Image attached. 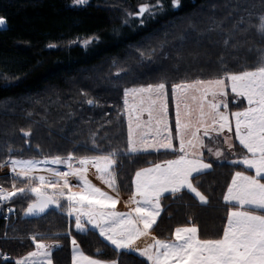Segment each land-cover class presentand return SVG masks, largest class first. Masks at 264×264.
<instances>
[{"label":"trees","instance_id":"trees-1","mask_svg":"<svg viewBox=\"0 0 264 264\" xmlns=\"http://www.w3.org/2000/svg\"><path fill=\"white\" fill-rule=\"evenodd\" d=\"M156 2L89 0L79 6L73 0H0V18L6 21V28L0 29V163L8 159L9 146L13 158L97 155L90 150L93 133H98L102 150L125 149V89L165 80L170 90L181 81L257 66L264 37L253 25L264 14V0H181L178 9L171 0H162L164 10L139 25L133 18L138 7ZM89 40L98 45L84 47ZM140 52L151 59L141 61ZM87 99L95 103L89 105ZM22 128L33 133L30 146ZM85 143L89 150L81 148ZM169 157L148 152L122 158L117 170L120 195L129 197L135 171ZM213 168L199 181L210 204L201 206L187 191L182 199H162L164 211L151 230L155 237L170 238L176 227L190 220L199 227L201 238L222 236L231 209L223 197L238 165ZM11 182V176L0 178L6 188ZM17 186L23 185L18 181ZM29 200L14 197L7 203L17 210L9 222L0 213V254L12 258H0V264H14L33 250L34 234L61 245L53 250V264H72V237L86 255L96 257L100 249L97 258L142 264L137 255L118 254L98 232L77 233L69 218L55 209L39 219H23ZM57 233L60 238L52 239Z\"/></svg>","mask_w":264,"mask_h":264},{"label":"snow or ice","instance_id":"snow-or-ice-1","mask_svg":"<svg viewBox=\"0 0 264 264\" xmlns=\"http://www.w3.org/2000/svg\"><path fill=\"white\" fill-rule=\"evenodd\" d=\"M88 2L73 0V4L79 6ZM171 6L180 8L181 0H171ZM163 10L162 0H157L151 8L141 6L137 15L144 16L147 12L154 16ZM258 21L253 26L264 37V14L258 17ZM239 23L242 24L243 20ZM5 24V19L0 18V28ZM89 43L91 41L84 42L85 46ZM224 43L228 46L229 41L226 39ZM260 51L257 66L251 70L225 72L216 78H197L172 85L178 148L168 120V85L165 80L124 90L125 149L110 146L109 150H102L97 141L98 133L90 137V150L99 153L93 156L69 153L66 157L15 159L9 146V157L0 163V168L10 167L12 182L10 188L0 184V207L14 197L30 198L24 209L26 217H39L54 208L69 218L77 233L98 232L118 254L137 255L142 264L144 260L148 264H264V50ZM140 57L141 61L151 59L143 52ZM228 88L234 94V100L243 98L247 106L239 111H226L228 105L224 97L229 94ZM86 103L93 105L95 101L87 99ZM233 120L235 138L247 150V155L240 158H230L236 155L233 151L235 145L230 142L232 137L225 134V130L233 132ZM20 131L30 146L32 131L23 128ZM218 141L227 145L229 155L225 154V149L216 146ZM81 148L89 150V144H82ZM162 151L175 154V158L135 171L131 193L125 202L129 210L117 211L120 201L119 161L131 155ZM214 163L217 166L242 165L244 168L234 172L223 197L231 205V210L222 236L201 238L199 227L191 220L188 225L176 227L170 238L152 236L151 230L164 211L162 199H182L187 191L194 194L201 206L210 204L209 197L200 190L199 181L214 171ZM61 164L68 170L48 167ZM91 168L111 191H105L89 180ZM248 170H254V173L248 174ZM70 178L77 183L72 184ZM18 181L23 186H17ZM7 211L11 213L14 209L9 207ZM37 235L31 236L35 250L15 259L14 264H53V250L61 245L47 244L43 238L37 241ZM60 235L57 233L51 238L58 240ZM67 235L71 236V229ZM145 237H151L153 242L144 248L138 247L137 242ZM71 245L72 264H120L118 258H97L102 255L100 249H97L96 257L86 255L75 237L71 238ZM0 255L5 261L12 259Z\"/></svg>","mask_w":264,"mask_h":264},{"label":"rangeland","instance_id":"rangeland-1","mask_svg":"<svg viewBox=\"0 0 264 264\" xmlns=\"http://www.w3.org/2000/svg\"><path fill=\"white\" fill-rule=\"evenodd\" d=\"M154 5H152L150 7L148 6V7L151 8ZM140 6H142V5H140ZM137 13H138V9H137V12L135 14H137ZM159 13H161V12H158L157 14H159ZM128 14H129V12H128ZM128 14H127V16L129 17L130 15H128ZM134 15H133V18H135ZM156 15L149 16L148 13L145 12L144 16H140L139 18H135V19H137L139 21L138 22L139 25H143L145 22H148L150 20V18L152 19ZM141 21H143V23H141ZM0 29H2V28H0ZM89 41H91V43H89L87 46H85V44H83V46L84 47H88V49H90V48L93 49L94 46L98 45V43H95L94 45H91V44H93L95 42L94 40H89ZM226 83H227V81H226ZM227 91H228L229 94L226 97H224V102L227 103V105H228V108H227L226 111H228V112L239 111L243 107L247 106L246 100H244L243 98H237V100H234L233 99L234 94L231 93L230 88H228ZM129 99H130V102H131V98H129ZM167 104H168V120H169V125H170V127L172 129V133H173V136H174V144L178 148L179 141H178V138H175L176 137V132H175V99H174V96H173V93H172L171 89L168 90ZM222 110H224V109H222ZM125 114H126V112H125ZM126 118H127V115H126ZM144 119L145 120L147 119V114L146 113L144 114ZM225 134L228 135V136H230V137H232V139H231L230 142L235 145V148L234 149H237V151H234V153L236 155L233 158H240V157H243L244 155H247V150L246 149H243V147L239 144L238 139H236V138H234L232 136V132H227V130H225ZM218 145H219V147H221V148H223L225 150L227 149V145L223 144L220 141H218ZM205 155H206V152H205ZM15 159H23V158H15ZM48 167H59V169H60V165H48ZM238 167H243V166L242 165H238ZM93 170H95V169L93 168ZM91 173H92V176H89L88 175V178L90 177L89 179L91 181H95V180L98 181V180H100L99 178H98V180L96 179V177H98V175H97L96 172L91 171ZM11 175L12 174H11V171H10V167L9 166H5V167L0 168V178L5 177V176H11ZM10 206L13 207V209L15 210V213L14 214L16 215L17 214L16 207L14 205H10ZM31 241H32V239H31ZM37 241H39V239H37ZM45 243H47V242H45ZM33 244L35 246V243L34 242H33ZM47 244H52V242L51 243L49 242ZM34 250H35V247L31 251H34Z\"/></svg>","mask_w":264,"mask_h":264},{"label":"crops","instance_id":"crops-1","mask_svg":"<svg viewBox=\"0 0 264 264\" xmlns=\"http://www.w3.org/2000/svg\"><path fill=\"white\" fill-rule=\"evenodd\" d=\"M232 136L235 138V133H234V121H233V132H232ZM216 146H219L218 145V142H217V145ZM233 151H237V149H234ZM163 152V151H162ZM225 154L226 155H229L228 154V152L225 150ZM168 156H170L168 159H173V158H175V154H171V153H168ZM206 158L208 157V153L206 152ZM212 159H214V158H212ZM214 165H217V164H213V166ZM151 166V165H150ZM150 166H147V167H150ZM60 170L61 171H67L68 169L66 168V166L65 165H63V164H61L60 165ZM239 170H244V168L243 167H238V171ZM91 171H94V172H96V170H93V168H91L90 170H89V173H88V175L89 176H92V173H91ZM254 173V170H248V174H253ZM90 178V177H89ZM96 179L98 180V177H96ZM90 180V179H89ZM70 182L72 183V184H76L77 183V181L75 180V179H72V178H70ZM93 184H95L96 186H98V187H101L103 190H105V191H111L110 189H108L107 188V186L106 185H104L102 182H101V180H98V181H91ZM74 190H78V189H74ZM166 195V194H165ZM193 196H194V194H192ZM128 200V197H123V196H121L120 195V201H119V203L117 204V206H116V210L117 211H119V212H127L129 209H128V207H126V204H125V202ZM226 204H228V203H226ZM228 205H230V204H228ZM231 210V209H230ZM162 214V213H161ZM158 220H159V218H158ZM157 220V221H158ZM155 226V225H154ZM153 226V227H154ZM73 227H74V224H73ZM74 229H75V227H74ZM151 235L152 236H154L153 234H152V232H151ZM153 241H152V239H151V237H145V238H141L138 242H137V245H138V247H140V248H144V247H146V246H148V245H150L151 243H152ZM114 247V246H113ZM72 255H73V253H72V247H71V259H72ZM144 261H146V260H144ZM147 262V261H146Z\"/></svg>","mask_w":264,"mask_h":264},{"label":"built area","instance_id":"built-area-1","mask_svg":"<svg viewBox=\"0 0 264 264\" xmlns=\"http://www.w3.org/2000/svg\"><path fill=\"white\" fill-rule=\"evenodd\" d=\"M9 207L13 208L12 206H10V205H8V204H6V203H5L2 207H0L1 217H2V219H3L5 222H9V221H11V219H12V217L14 216V213H15V210H14L13 212L9 213V212L7 211V209H8ZM3 254H5V255H7L8 257H10V255H9L8 253H3ZM0 258L3 259V256L0 255ZM10 258H11V257H10Z\"/></svg>","mask_w":264,"mask_h":264},{"label":"water","instance_id":"water-1","mask_svg":"<svg viewBox=\"0 0 264 264\" xmlns=\"http://www.w3.org/2000/svg\"><path fill=\"white\" fill-rule=\"evenodd\" d=\"M140 7H141V6H140ZM140 7L138 8V12H139ZM137 14H138V13H137ZM137 14L134 15L135 18H139V17H140V16L137 15ZM53 209H54V208H53ZM53 209H50V210L48 211V213H49L51 210H53ZM48 213H47V214H48ZM47 214H43V215H41V216H39V217H26V216L24 215V212H23V214H22V218L25 219V220L39 219V218H41V217H43V216H45V215H47Z\"/></svg>","mask_w":264,"mask_h":264},{"label":"bare ground","instance_id":"bare-ground-1","mask_svg":"<svg viewBox=\"0 0 264 264\" xmlns=\"http://www.w3.org/2000/svg\"><path fill=\"white\" fill-rule=\"evenodd\" d=\"M142 6H144V5H142ZM5 27H6V24L2 27V29L5 28Z\"/></svg>","mask_w":264,"mask_h":264}]
</instances>
